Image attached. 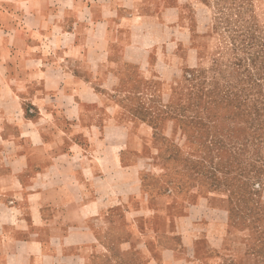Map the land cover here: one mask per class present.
I'll return each instance as SVG.
<instances>
[{
	"label": "crops",
	"instance_id": "1",
	"mask_svg": "<svg viewBox=\"0 0 264 264\" xmlns=\"http://www.w3.org/2000/svg\"><path fill=\"white\" fill-rule=\"evenodd\" d=\"M180 17L179 2L165 0H0V264L74 260L70 249L106 248L119 229L154 261L157 213L136 161L152 131L99 94L143 68L139 53L155 40L135 39H172ZM160 255L177 264L180 251Z\"/></svg>",
	"mask_w": 264,
	"mask_h": 264
},
{
	"label": "rangeland",
	"instance_id": "2",
	"mask_svg": "<svg viewBox=\"0 0 264 264\" xmlns=\"http://www.w3.org/2000/svg\"><path fill=\"white\" fill-rule=\"evenodd\" d=\"M165 1L181 11L172 39H135L144 48L155 40L139 53L143 68L132 65L107 82L116 91L99 94L152 131L136 160L157 213L150 264H162L161 248L180 251L177 264H264V0ZM187 212L195 219L180 221ZM125 231L106 248L70 249L76 258L59 264H149Z\"/></svg>",
	"mask_w": 264,
	"mask_h": 264
}]
</instances>
